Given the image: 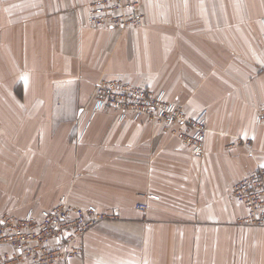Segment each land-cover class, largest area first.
Segmentation results:
<instances>
[{
  "label": "crops",
  "instance_id": "0c3cea01",
  "mask_svg": "<svg viewBox=\"0 0 264 264\" xmlns=\"http://www.w3.org/2000/svg\"><path fill=\"white\" fill-rule=\"evenodd\" d=\"M91 1L0 0V215L62 195L118 213L68 264H264V228L231 193L264 166V0H140L144 26L122 30L87 24ZM113 78L205 111L203 152L146 118L92 116Z\"/></svg>",
  "mask_w": 264,
  "mask_h": 264
},
{
  "label": "built area",
  "instance_id": "2783aa9c",
  "mask_svg": "<svg viewBox=\"0 0 264 264\" xmlns=\"http://www.w3.org/2000/svg\"><path fill=\"white\" fill-rule=\"evenodd\" d=\"M141 6L140 0H92L86 22L111 30L137 28L145 23ZM94 94L92 116L106 109L116 112L120 120L128 116L146 118L159 123L164 130H172L196 153L203 152L207 133L205 111L189 117L183 108L166 98L164 91L156 92L122 78L99 81ZM257 116L264 123V104ZM231 193L248 211L244 224L264 226V166L236 182ZM136 208L147 211L149 205L139 203ZM118 218V213L102 211L94 204L72 206L66 195L39 213L30 211L23 217L5 213L0 216V246H9L13 252L0 253V264H68L83 253L84 239L90 230Z\"/></svg>",
  "mask_w": 264,
  "mask_h": 264
},
{
  "label": "rangeland",
  "instance_id": "374dc122",
  "mask_svg": "<svg viewBox=\"0 0 264 264\" xmlns=\"http://www.w3.org/2000/svg\"><path fill=\"white\" fill-rule=\"evenodd\" d=\"M145 24V23H144ZM144 24L142 25V26H144ZM142 26H140V27H142ZM137 28H139V27H137ZM123 79V78H122ZM94 95L95 94H93V99H92V103H93V107L92 108H94V101H95V99H94ZM174 103V102H173ZM176 104V103H175ZM263 104H264V102H263ZM263 104H261L260 105V107H258L257 108V110H258V112H259V110H261V108H262V106H263ZM178 105V104H177ZM179 107H181V108H183L181 105H178ZM185 111V110H184ZM114 114L116 113V112H114V111H112ZM185 114L186 115H188L187 113H186V111H185ZM116 115V114H115ZM189 117H191V116H189ZM206 118H207V116H206ZM205 126H206V131L208 132V125H207V121H206V123H205ZM175 128V127H174ZM163 129V128H162ZM172 129V128H171ZM164 130V129H163ZM172 130H167V129H165L164 130V132H168V133H171V134H173V132H171ZM23 141V140H22ZM21 141V142H22ZM20 142V141H19ZM24 144H26L25 146H20L21 144H19V146H18V148H16V151H17V158H18V162L20 163V164H22V165H27L26 163H27V157H28V155H27V153H28V147H26L27 146V139H25L24 141ZM241 143L242 144H245V145H247V146H252V142H250V141H241ZM27 168V166L24 168V169H26ZM24 172H22V174H23ZM248 175V174H247ZM246 175V176H247ZM26 176H27V174H26ZM246 176H244V177H246ZM240 179H242V178H240ZM239 179V180H240ZM239 180H237L236 182H238ZM24 182V181H23ZM22 182V183H23ZM235 182V183H236ZM27 188L26 189H22V193L24 194V192H25V194L27 193ZM24 194V195H25ZM27 195V194H26ZM152 195H155V194H152ZM156 196H158V195H156ZM150 197L151 198H154V197H152L151 195H150ZM158 198H159V196H158ZM158 198H154V199H158ZM139 204V203H138ZM137 204V205H138ZM95 205V204H94ZM136 205V206H137ZM242 205L245 207V205L242 203ZM97 206V205H96ZM53 207V206H52ZM98 207V206H97ZM99 208V207H98ZM137 209V208H136ZM138 210V209H137ZM247 210V209H246ZM138 211H140V210H138ZM142 212H145V211H142ZM248 212V211H247ZM247 212H246V214H245V216L247 215ZM5 213H8V212H5ZM5 213H3V214H5ZM2 214V215H3ZM2 215H0V216H2ZM245 216L244 217H241V219L239 220V222L241 223V224H243L244 226H248V227H256V228H264V226H252V225H246V224H244V222H243V219L245 218ZM108 221H110V220H108ZM105 222H107V221H105ZM104 223V222H103Z\"/></svg>",
  "mask_w": 264,
  "mask_h": 264
},
{
  "label": "snow or ice",
  "instance_id": "6c2138e0",
  "mask_svg": "<svg viewBox=\"0 0 264 264\" xmlns=\"http://www.w3.org/2000/svg\"><path fill=\"white\" fill-rule=\"evenodd\" d=\"M25 83H27V77H24Z\"/></svg>",
  "mask_w": 264,
  "mask_h": 264
},
{
  "label": "bare ground",
  "instance_id": "6f19581e",
  "mask_svg": "<svg viewBox=\"0 0 264 264\" xmlns=\"http://www.w3.org/2000/svg\"><path fill=\"white\" fill-rule=\"evenodd\" d=\"M102 110H105V111H110V110H106V109H102ZM101 111V110H100Z\"/></svg>",
  "mask_w": 264,
  "mask_h": 264
}]
</instances>
